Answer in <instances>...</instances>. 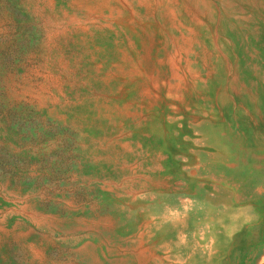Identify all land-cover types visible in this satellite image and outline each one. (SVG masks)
<instances>
[{"label": "rangeland", "instance_id": "rangeland-1", "mask_svg": "<svg viewBox=\"0 0 264 264\" xmlns=\"http://www.w3.org/2000/svg\"><path fill=\"white\" fill-rule=\"evenodd\" d=\"M0 264H264V0H0Z\"/></svg>", "mask_w": 264, "mask_h": 264}]
</instances>
